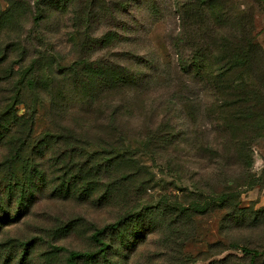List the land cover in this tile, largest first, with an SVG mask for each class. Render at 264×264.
Segmentation results:
<instances>
[{
	"label": "rangeland",
	"instance_id": "obj_1",
	"mask_svg": "<svg viewBox=\"0 0 264 264\" xmlns=\"http://www.w3.org/2000/svg\"><path fill=\"white\" fill-rule=\"evenodd\" d=\"M36 1L0 0L1 38L19 43L13 52L20 57L24 51L28 57L36 49L47 53L52 47L69 56L74 50L68 39V17L59 28L60 19L55 18L36 25ZM236 1L247 10L245 18L254 23L264 50V0ZM159 2L164 17L153 24L145 18L141 29L144 46L150 41L167 59L168 74L154 90L156 112L139 110L121 126L131 141L127 140L132 145L129 156L135 159L113 165L107 174L102 165L119 147L115 131H106L103 138L97 131L61 130L58 142L44 146L47 156L39 159L42 167L36 165V147L34 157L29 150L22 158L17 141L2 142L9 120L7 104L13 102L20 114L25 106L15 103L22 98H16L11 81L2 79L5 64L0 66V264H73L71 252L99 251L95 235L105 228L101 238L109 244L108 250L95 258H79L76 264H239L242 258L248 261L241 247L264 246V118L261 129L247 126L239 132L246 122L231 120L236 136L247 134L244 139L252 145V154L248 147V155L239 159L235 142L219 134L217 121L202 117L206 109L211 112L210 96L205 94L209 90L193 83L180 68L173 45L180 26L173 0ZM12 3H18L19 11L4 20L3 13ZM182 99L197 100L194 109L201 118L196 123L191 112L182 110ZM48 111L42 109L39 133L55 131ZM160 124L163 128L156 132L162 131L164 142L149 143L147 132ZM148 145L153 155L144 151ZM11 160L17 161L12 165ZM143 163L147 169L141 168ZM55 169L63 171L54 173ZM130 173L138 175L120 180ZM63 176L79 179L70 192L58 193L55 188L65 182ZM223 193L229 200L218 201ZM197 206L208 207L199 211ZM231 208H249L243 226L236 225L238 216H232ZM252 210L260 212L259 218L250 217ZM118 222L117 228H111Z\"/></svg>",
	"mask_w": 264,
	"mask_h": 264
},
{
	"label": "trees",
	"instance_id": "obj_2",
	"mask_svg": "<svg viewBox=\"0 0 264 264\" xmlns=\"http://www.w3.org/2000/svg\"><path fill=\"white\" fill-rule=\"evenodd\" d=\"M36 2L37 15L34 17L36 25L55 18L62 21V23L59 21L57 26L59 28L64 26L66 21L64 18L68 17L66 28H69L68 39L74 51L64 57L59 50L52 47L47 53L36 49L38 52L35 51L28 57L24 51L20 57L17 52H13L19 43L3 40L0 36V66L5 64L2 79L11 81L9 84L14 92H17L16 98L19 96L22 98L15 103L25 106V113L20 114L13 102L7 104L5 111L9 120L4 125L2 142L6 141V145H11L12 141H17L22 158L26 157L29 150L33 152L34 157L36 147L37 165L40 164V158L46 159L47 151L44 146L58 142L62 136L61 130L97 131L103 138L108 136L105 134L106 131H115L119 133L117 137L119 147L115 149L114 157L102 165L107 174L113 165L135 159L129 156L132 154L130 152L132 145L127 144L129 136H126L121 126H126L130 119L140 113L139 110L151 114L156 112L157 107L152 105L156 101L153 97L156 96L154 90L165 81L168 74L167 59H164L159 49L157 50L158 47L150 41L144 46L146 38L141 29L145 18L150 19L151 24L161 19L163 12L160 2L159 0H117L113 4L108 0ZM172 3L180 25L173 42L180 68L190 76L193 83L204 90H209L205 91V94L209 93L211 112L206 109L202 117L217 121L219 134H226L231 137V143L235 142V153L239 159L243 154L248 155V147L252 154L249 138L244 139L248 135L245 134L242 138L236 136L231 120L237 119L241 124L246 122L238 131L236 130L239 132L247 126L261 129L264 118V108L261 109L264 101V50L257 42L254 23L245 18L247 10L242 9L240 2L236 0H173ZM17 5L18 3H12L11 8L3 13L4 20L9 19L14 11H19ZM27 13L28 11H25L23 14ZM102 23H105L103 30L99 29ZM39 33L36 31L37 38H40ZM165 64L166 67L163 69ZM180 101L182 110L191 112V121L196 123L201 118L194 109L197 100ZM42 109L49 110L48 114L53 116L54 120L51 123L56 124L53 129L55 131L46 133L37 131L39 123L42 122ZM124 120L125 124L121 125ZM158 126L155 131L147 132L149 143L154 140L164 142L162 131L156 132L162 130L163 126L161 124ZM147 139L144 145H147ZM214 149L217 150V147L214 146ZM161 150L163 151V147ZM144 151L152 155L155 152L150 145ZM15 161L17 160H11V164L13 165ZM143 165L141 168L147 169L144 163ZM38 171L43 177V170H36ZM59 171L63 170H53L54 173ZM136 175L138 174L130 173L120 180H131ZM63 177L65 182L55 188L58 193L70 192L75 180L79 179V176L71 179ZM223 200H229L226 193L218 199ZM200 206H197L199 211L208 207ZM247 210L249 208L229 209L232 216H238L234 218L237 226L244 225L248 216ZM249 212L250 217L252 214H255L256 219L260 216L259 211ZM119 225V222L114 223L111 228H117ZM106 229H100L95 235L96 241L100 244L99 251L71 252L70 260L73 264H76L74 261L79 258H95L108 250L109 244L101 238ZM241 249L248 261L242 258L239 264H264V246L256 248L245 245Z\"/></svg>",
	"mask_w": 264,
	"mask_h": 264
}]
</instances>
